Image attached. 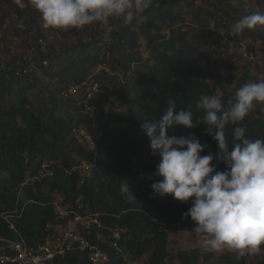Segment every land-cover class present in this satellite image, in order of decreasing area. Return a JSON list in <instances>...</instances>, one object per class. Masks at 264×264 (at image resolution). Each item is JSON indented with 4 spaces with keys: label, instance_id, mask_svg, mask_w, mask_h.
I'll use <instances>...</instances> for the list:
<instances>
[{
    "label": "trees",
    "instance_id": "1",
    "mask_svg": "<svg viewBox=\"0 0 264 264\" xmlns=\"http://www.w3.org/2000/svg\"><path fill=\"white\" fill-rule=\"evenodd\" d=\"M28 7L27 18L36 24L40 13L30 4ZM184 15L176 0H154L143 20L126 26L113 18L109 22L115 27L105 35L86 38V27L54 29L62 38L57 49L43 46L41 21L32 52L8 56L5 62L0 59V237L21 239L32 246L43 244L46 227L59 222L51 197L60 191L67 203L75 204L81 198L86 214L97 215L106 228H91L87 239L108 252L110 264H124L110 247L108 229L115 228L121 230L119 247L133 260L149 256L143 264L166 261L168 232L194 226L183 215L191 204L152 193L150 185L161 179L154 175L160 157L151 155L141 124L146 119L159 120L170 100L176 111L191 110L195 122L203 116L196 101L202 94H218L210 81L220 78L218 62L204 50L209 46L208 24L197 14L192 18L194 25L187 24ZM2 23L0 20V26ZM226 37L232 39L228 30ZM3 40L0 34V42ZM20 42L31 46L29 38ZM11 44H15L13 40ZM223 55L226 53L220 57ZM86 81L97 83L101 90L90 101L91 118L63 96L68 86ZM247 82L254 81L245 71L231 81L232 89L220 86L219 95L227 101ZM33 90L46 95L45 104H36L29 97ZM110 90L117 91L118 101ZM78 125L87 128L96 145L93 151L87 152L73 138L71 131ZM244 125L249 138L264 139V104L249 113ZM232 127L226 130L229 138ZM167 135H194L209 146L201 155L217 151L204 124L191 129L175 126ZM81 160L96 162L92 176L83 180L72 170ZM212 164L217 171L226 170L222 161ZM125 181L135 200L121 193ZM2 252L0 243V255ZM200 257L213 259V264H246L244 256L225 253L214 259L211 252L197 248L175 255L179 264H200ZM51 264L89 262L85 255L72 253L54 258Z\"/></svg>",
    "mask_w": 264,
    "mask_h": 264
},
{
    "label": "clouds",
    "instance_id": "2",
    "mask_svg": "<svg viewBox=\"0 0 264 264\" xmlns=\"http://www.w3.org/2000/svg\"><path fill=\"white\" fill-rule=\"evenodd\" d=\"M153 2L14 0L21 9L29 4L34 7L40 13L43 28L62 31L80 30L96 23L107 25L113 18L130 26L143 20ZM260 27H264V12L257 11L236 20L230 35L239 36ZM259 104H264V78L243 84L227 101L219 94L200 95L195 107L202 110L203 116L196 117L195 122L191 110L176 111L175 102L170 100L159 120L146 119L141 124L151 155L160 157L154 175L161 179L150 185L152 193L190 202L183 215L190 217L194 224L190 233L206 251L232 249L241 256L254 255L264 245V139L249 138L244 125ZM200 124L207 126V134L215 141V153L201 155L209 146L202 145L194 135H167L175 126L191 129ZM229 125L233 126L230 138L226 131ZM213 160L222 161L226 170L217 171ZM120 191L135 200L126 181ZM122 253L126 257L127 253Z\"/></svg>",
    "mask_w": 264,
    "mask_h": 264
},
{
    "label": "rangeland",
    "instance_id": "3",
    "mask_svg": "<svg viewBox=\"0 0 264 264\" xmlns=\"http://www.w3.org/2000/svg\"><path fill=\"white\" fill-rule=\"evenodd\" d=\"M177 5L182 8L185 12V20L187 24L194 25L192 18L197 14L199 19H203L207 24V30L210 33L208 35V47L204 50L213 57L215 61L218 62V72L220 78L217 81H210V85L216 91L220 93V86L232 89L230 84L234 78L241 75L243 72H247L251 77L252 81H258L264 78V27L257 28L251 31H244L239 36H232V39L226 37V32L228 30L230 35V29L232 24L238 20L241 16L249 15L257 11L264 12V0H176ZM28 3V0H25ZM28 9L19 8L14 0H2L0 2V20L3 21L0 26V34L4 37L3 42H0V59L1 62H5L8 56H20L26 52H32L34 49V41H37V27H39V18L36 24L32 23L28 17ZM118 24H123L122 19H118ZM88 35L98 33L107 34V31L115 27L112 23L104 24H92L85 26ZM18 28V29H17ZM21 28L23 33L18 30ZM19 32V35H17ZM42 34L45 35V41H43V46L48 49L51 46L54 49L58 48V43L62 40L59 34L54 31V29H45L42 27ZM97 35L95 37H98ZM231 36V35H230ZM29 38L31 40V46H26L24 44L20 45V41ZM14 41V45H10V41ZM20 42V43H19ZM7 46V47H6ZM12 47V49H11ZM140 51L143 55L146 54L144 47H140ZM232 50V56L229 58L220 57L222 53L226 50ZM242 53L252 54L254 56L252 66H250L249 61L242 57ZM230 60V67L226 66L227 61ZM229 62V61H228ZM95 72V70H94ZM41 77V75H40ZM42 78V77H41ZM44 81V79L42 78ZM45 82V81H44ZM47 83V82H45ZM49 85L55 86L56 82H48ZM112 93V98L118 101L117 91L110 90ZM46 92V90H44ZM28 95L36 104L44 103L47 100L45 94L40 95L39 92L33 90L28 92ZM43 98V101H42ZM117 103V102H116ZM204 250L201 246L198 238H194L192 234L184 230L181 232H168V257L163 264H179L175 258L178 251H189L192 249ZM214 259L222 254L226 253L223 251H211ZM237 258L241 255H235ZM246 259V264H257V262H262L264 264V258L254 256V255H243ZM149 256H144L139 260H133L128 255H126L127 262L130 264H143L148 260ZM200 264H213L212 261H205L203 257L199 259Z\"/></svg>",
    "mask_w": 264,
    "mask_h": 264
},
{
    "label": "built area",
    "instance_id": "4",
    "mask_svg": "<svg viewBox=\"0 0 264 264\" xmlns=\"http://www.w3.org/2000/svg\"><path fill=\"white\" fill-rule=\"evenodd\" d=\"M223 58L232 56V50L228 48ZM242 57L247 59L250 66L253 63L252 54L242 53ZM231 62L230 60H228ZM96 92H101L97 83L86 81L80 85L72 84L66 88L63 93L65 98L71 101L80 109V112L92 117V106L90 101ZM71 134L78 144L87 152L93 151L96 145L84 125L73 127ZM96 169V162L92 160H81L73 167V172H77L82 178H89ZM51 206L58 223L48 225L46 231L48 235L43 244L32 246L24 240H8L0 237L2 244V253L0 255V264H51L54 258L62 257L65 254L85 255L89 264H110L108 252L100 247L99 244H93L87 239L91 228L96 230L105 227L98 220L97 215L86 214L81 198L75 201V204L65 202L64 194L60 191H54L51 197ZM11 228H13L11 226ZM111 238V248L119 257L127 262L125 255L120 250L117 239L121 230L108 229ZM190 233V230H186ZM181 232V231H179ZM191 234V233H190ZM226 253L240 255L238 251L225 249ZM254 256L264 258V245H261V251Z\"/></svg>",
    "mask_w": 264,
    "mask_h": 264
}]
</instances>
